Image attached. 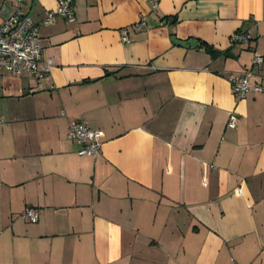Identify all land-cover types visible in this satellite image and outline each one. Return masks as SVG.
<instances>
[{"label":"crops","instance_id":"obj_1","mask_svg":"<svg viewBox=\"0 0 264 264\" xmlns=\"http://www.w3.org/2000/svg\"><path fill=\"white\" fill-rule=\"evenodd\" d=\"M57 2L0 0V23ZM73 7L38 30L46 77L0 72V264H264V95L228 81L264 84V0ZM72 122L102 133L97 156L77 155Z\"/></svg>","mask_w":264,"mask_h":264},{"label":"built area","instance_id":"obj_2","mask_svg":"<svg viewBox=\"0 0 264 264\" xmlns=\"http://www.w3.org/2000/svg\"><path fill=\"white\" fill-rule=\"evenodd\" d=\"M18 6L21 0H16ZM156 5L151 4L155 9ZM57 18L64 19L67 23L75 21L73 0H58L53 10L45 12L44 18L39 22H33L29 17L22 14L20 10L0 23V72L12 76H20L23 73L41 80L46 77L51 68L52 62L43 59L38 30L40 27H48L54 24ZM145 18L133 25L136 32L143 30ZM120 40L124 44L129 43L127 30L120 31ZM248 41V36L241 33H233L230 37L231 44H240ZM252 64L260 67L264 64V57L254 55ZM255 75L251 71H243L231 75L228 81L231 85L233 96L242 100L248 96L264 95V84L251 83ZM3 120L0 118V124ZM236 126V117L231 114L227 128L233 129ZM67 138L73 140L78 146L77 155L80 157H94L100 153L102 133L88 128L79 122L69 124ZM239 194V192H237ZM21 217L30 223L37 221V212L33 209H25Z\"/></svg>","mask_w":264,"mask_h":264},{"label":"water","instance_id":"obj_3","mask_svg":"<svg viewBox=\"0 0 264 264\" xmlns=\"http://www.w3.org/2000/svg\"><path fill=\"white\" fill-rule=\"evenodd\" d=\"M172 42L174 44L182 46V47H197V46H200L199 44H196L194 40H187L185 42H181V41L173 39Z\"/></svg>","mask_w":264,"mask_h":264},{"label":"trees","instance_id":"obj_4","mask_svg":"<svg viewBox=\"0 0 264 264\" xmlns=\"http://www.w3.org/2000/svg\"><path fill=\"white\" fill-rule=\"evenodd\" d=\"M204 49H205L206 52H208L209 54L214 55V52H213L212 49H210L209 47L204 46Z\"/></svg>","mask_w":264,"mask_h":264}]
</instances>
